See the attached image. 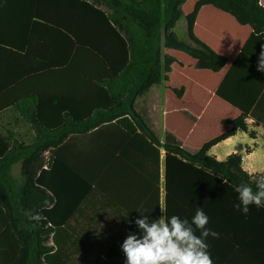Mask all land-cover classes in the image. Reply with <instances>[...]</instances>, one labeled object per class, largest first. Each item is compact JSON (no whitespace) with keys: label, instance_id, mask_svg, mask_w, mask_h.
Returning <instances> with one entry per match:
<instances>
[{"label":"trees","instance_id":"1","mask_svg":"<svg viewBox=\"0 0 264 264\" xmlns=\"http://www.w3.org/2000/svg\"><path fill=\"white\" fill-rule=\"evenodd\" d=\"M186 1L36 0L28 43L35 41L33 26L43 25L46 34L42 38L51 41V46H57L58 50L62 48L67 55L38 66L35 73L46 70L58 77L61 69H76L72 65L74 58L83 54L84 107L79 114L71 113L70 108L61 114L45 113L43 106L50 100L35 92L22 93L24 84L0 79V115L13 108L34 132L32 139L19 141L12 132L8 136L0 130V264H60L57 231L98 187L95 183L99 169L111 173L115 170L110 164L100 168L101 163L94 161L99 143L73 147L78 153L77 161L61 157V147L70 151L66 143L71 137L86 136L107 125H116L121 130V136L113 133L109 147L113 154L127 144L126 138L133 136L136 139L129 143L131 146H137L147 160L155 157V162L149 159L148 164L156 170L157 203L160 149H163L164 206L169 218L177 215L191 221L196 209L202 208L209 217L208 225L218 232L220 213L227 205L239 203L235 186L249 183L251 174L243 168L242 155L232 153L218 160L210 149L238 131L255 138L256 132L249 130L247 118L264 121V79L249 82L240 76L244 48L215 92L241 114L223 119L222 125L230 129L204 143L196 152L182 148L171 133L162 142L135 108L138 99L151 88L169 80L172 65L178 62L164 49L177 50L201 61L200 69L219 72L225 67L227 58L194 33L195 19L203 6H213L232 15L238 23L251 26L253 33L246 46L255 38L264 37V7L259 0H199L185 17L190 43L183 42L174 29L183 17L182 6ZM47 8L57 9L62 15H45ZM11 44L0 40V60L11 58L4 55L13 52ZM173 91L181 99L185 89ZM52 102L59 104V100ZM183 113L196 120L188 111ZM16 164L20 165L19 176L13 173ZM252 187L255 190V184ZM250 209L264 223V207L251 205ZM35 216L39 219H34ZM134 222L122 228L104 256L93 264H126L121 245L130 232H139Z\"/></svg>","mask_w":264,"mask_h":264},{"label":"crops","instance_id":"2","mask_svg":"<svg viewBox=\"0 0 264 264\" xmlns=\"http://www.w3.org/2000/svg\"><path fill=\"white\" fill-rule=\"evenodd\" d=\"M198 1L194 0V3L189 4L186 8L189 3L187 0L182 6L184 22L180 27L185 30V33H187L185 17L193 11ZM259 3L264 7V0H259ZM35 13L36 0H0V40L12 43L11 48L13 50L10 54L4 52V55H10V59L3 56L4 58L0 60V79L6 81L5 79L9 78L13 84H24L21 88L22 93L31 94L35 92L41 95L42 99L50 100L51 103H45L43 106L46 109L45 113L61 114L64 113L63 110L68 111L69 108L72 110L71 113H82L85 98L84 78L81 75L84 68L83 54H78V56L76 54L74 58L72 65L76 69H61L62 71H59L62 74L58 77L46 70L35 73L38 66H46L58 56L61 59L67 55L62 48L58 50L57 46H51V41H45L42 38L46 34V28L43 25L33 26L35 41L39 39L38 42L32 39L28 43V31L32 27V20H35ZM44 14L53 17L62 15L59 10H49L48 8ZM179 22L175 29L182 23ZM194 33L212 50L224 55L228 60L225 67L219 72L197 69L196 66L202 64L201 61L197 60L195 69L207 71L215 79L212 86L209 87L197 80L195 89L202 92L208 88L210 97L234 109L235 116L230 118L234 119L241 114V111L219 98L215 92L243 48L244 56L239 66L241 69L240 76L249 82L264 79V72L257 70L260 53L264 50V37L255 38L246 46L253 33L252 27L238 23L232 15L213 6H203L199 10L194 23ZM176 52L183 53L173 49H164V53L170 54L177 61L183 63L177 58ZM178 65H180L178 62L174 63L172 71L169 73V80L151 88L145 96L138 99L135 108L162 142H164L166 134L171 133L183 146V142L175 131L168 130L169 126L164 129V135L152 129L151 126L154 127L155 123L151 120V113L154 112V109L149 107L152 104L153 95L156 94L158 99L164 98L166 93L175 95L173 89L184 87L183 97L180 99L175 96L180 100L185 98L189 92V86L185 82H182L184 84L180 87L171 85L172 73L175 66ZM52 100H59V104L53 103ZM140 102L143 104L141 107L139 106ZM208 106L206 104L199 114L207 115ZM161 108L160 117L163 121L162 125L164 124L165 127L168 115L165 102ZM184 110L188 111L187 109L181 111ZM188 112L192 114L190 111ZM192 115L196 118L195 121L188 118L194 123L204 119L202 115L201 117H199L200 115ZM247 123L249 130L256 132L255 138H252L247 132L238 131L235 135L213 146L210 149V154L218 160H224L232 153L241 154L243 157L242 165L245 170L251 174L264 173V121H256L250 117L247 118ZM222 127L224 132L230 129L228 125H222ZM23 129H27L28 132L23 131ZM0 130L8 136L12 132L14 139L19 141H27L34 136L30 125L13 108L7 109L0 115ZM120 131L116 125H107L89 135L71 137L66 143L71 148L70 151L68 148L61 147V157L65 160L72 158L73 161H77L79 160L78 153L76 150L75 152L72 150L73 147L77 149L87 146L89 143L91 146L99 143L101 148L99 147L94 155V161L98 164L101 163L100 168L104 164H110L115 167V170L114 173H111V171L99 169L95 183L98 187H94L68 221L61 225L57 231L56 239L59 242L60 264H79L84 259L87 261H82L83 264H93L104 256L106 249L115 242L122 228L132 225L131 222L140 218L141 214L148 215L149 219H159L163 215L161 212V208L165 209L163 149H160V190L159 203H157L156 188L154 187L156 170L152 169V164L149 168L148 164L149 159L151 163L155 162V157H149L147 160L137 146H131L129 143L136 139L133 136L126 138L127 144H124L119 152L116 150V153L113 154V151L111 152L109 149L113 133L118 134ZM237 138L243 139L241 147L235 142ZM247 149L249 150L247 151ZM143 161H146V164ZM126 169L127 171L129 169V173L126 172ZM233 205H227L226 210L220 213L217 224L219 225L217 228L220 234L219 239L211 236L207 238L206 242L209 244L213 264H264V223L261 222L258 213H253L250 209L249 213L244 215ZM207 227L211 229L209 225ZM133 232L136 231L133 230ZM196 235H200L199 230H196ZM49 244L52 245V241Z\"/></svg>","mask_w":264,"mask_h":264},{"label":"clouds","instance_id":"3","mask_svg":"<svg viewBox=\"0 0 264 264\" xmlns=\"http://www.w3.org/2000/svg\"><path fill=\"white\" fill-rule=\"evenodd\" d=\"M257 70L264 72V50L261 51ZM255 184V190L252 187ZM239 203L233 207L247 215L250 206L264 207V174H250V182L235 186ZM159 219L142 215L135 220L139 233L130 232L121 245L126 264H213L207 238L219 239L220 234L207 227L209 217L202 208L194 216L181 219L170 218L166 210ZM39 219L38 216L33 217ZM196 230L200 235H196Z\"/></svg>","mask_w":264,"mask_h":264},{"label":"rangeland","instance_id":"4","mask_svg":"<svg viewBox=\"0 0 264 264\" xmlns=\"http://www.w3.org/2000/svg\"><path fill=\"white\" fill-rule=\"evenodd\" d=\"M192 3H194V0H189L187 7H185L188 8L189 4ZM180 22L179 27L174 29V33L179 40L190 43L187 33H185V30L180 27L183 24L184 19L182 18ZM176 53L177 58L183 61L184 68L183 63L178 61V64L181 66L178 65L179 68L178 66H175V70L172 73L171 85L180 87L184 84L182 82H185L189 86V92L183 100L176 98V96L171 93H166L165 97H162L161 99H158L156 94L153 95L151 99L152 104L149 107L154 109V112L151 113V120L155 123V128L153 126L151 127L155 132L164 135V129L169 126L168 130L175 131L177 136L183 142L182 148H185L189 152H196L205 141L211 140L224 132V128L221 125L222 120L233 118L235 116V111L233 108L210 97V91L208 88L206 91L204 90L202 92L195 89V83L197 80L205 83L209 87L212 86L215 77L210 75L207 71L196 70L195 65L198 62L197 60L192 59L183 53ZM196 68L200 69V65L196 66ZM164 102L166 110L168 111L165 127L164 124L162 125L163 121H161L160 117V112H162L160 109H162L161 107H163ZM206 104L209 105L208 114H201L202 117L204 116V119L197 123L191 121L181 111L182 109H187L192 114L199 116V113L202 111L203 107L206 106ZM139 106L141 107L143 104L140 102ZM201 115L199 117H201ZM23 131L28 132L27 129H23ZM235 142L241 147L243 139L237 138ZM45 156L46 160H48V155ZM13 173L16 176H19V164L14 166ZM82 261L87 260H81L79 264H83ZM89 261L91 260L89 259Z\"/></svg>","mask_w":264,"mask_h":264}]
</instances>
